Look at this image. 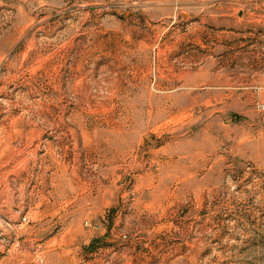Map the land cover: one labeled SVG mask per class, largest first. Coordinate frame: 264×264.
I'll list each match as a JSON object with an SVG mask.
<instances>
[{
	"label": "rangeland",
	"instance_id": "374dc122",
	"mask_svg": "<svg viewBox=\"0 0 264 264\" xmlns=\"http://www.w3.org/2000/svg\"><path fill=\"white\" fill-rule=\"evenodd\" d=\"M0 264H264V0H0Z\"/></svg>",
	"mask_w": 264,
	"mask_h": 264
}]
</instances>
